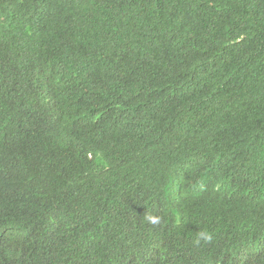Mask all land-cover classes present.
Returning <instances> with one entry per match:
<instances>
[{
    "label": "trees",
    "instance_id": "obj_1",
    "mask_svg": "<svg viewBox=\"0 0 264 264\" xmlns=\"http://www.w3.org/2000/svg\"><path fill=\"white\" fill-rule=\"evenodd\" d=\"M206 255L264 264V0H0V264Z\"/></svg>",
    "mask_w": 264,
    "mask_h": 264
},
{
    "label": "clouds",
    "instance_id": "obj_2",
    "mask_svg": "<svg viewBox=\"0 0 264 264\" xmlns=\"http://www.w3.org/2000/svg\"><path fill=\"white\" fill-rule=\"evenodd\" d=\"M153 223L157 222L156 220H153L152 221ZM212 239L211 235L207 232V231H201L198 235V238H197V243H199L200 240H203V241H206V242H210ZM176 246L174 247H171L172 251H171V255L172 253H174V256L175 258L177 257V252L179 250V248L175 249ZM194 249H197V250H203V248L201 247H197V248H194ZM198 253H201V252H198ZM169 256H165L163 258H168ZM217 259L214 257V258H210L208 257L207 255L204 257L203 259V262L202 264H233V263H237V262H234V261H230L228 259H226L224 256L222 255H219V256H216ZM244 260L243 259H240L238 262H243Z\"/></svg>",
    "mask_w": 264,
    "mask_h": 264
}]
</instances>
